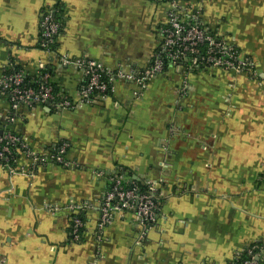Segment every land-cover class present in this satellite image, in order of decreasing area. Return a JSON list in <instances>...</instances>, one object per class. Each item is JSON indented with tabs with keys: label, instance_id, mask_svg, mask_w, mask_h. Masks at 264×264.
<instances>
[{
	"label": "crops",
	"instance_id": "crops-1",
	"mask_svg": "<svg viewBox=\"0 0 264 264\" xmlns=\"http://www.w3.org/2000/svg\"><path fill=\"white\" fill-rule=\"evenodd\" d=\"M185 6L253 61L254 73L171 67L143 91L116 80L112 96L83 109L22 107L13 125L1 117L9 112L1 100V130H15L35 150L66 143L76 167L43 166L31 177L0 165V264H236L264 243V0ZM47 8L62 18L59 55L125 73L151 65L169 10L160 0H0V77L13 66L33 74L43 65L71 100L84 75L39 46ZM119 171L159 185V219L144 234L129 214L98 230ZM78 205L87 209L75 242L70 208Z\"/></svg>",
	"mask_w": 264,
	"mask_h": 264
},
{
	"label": "built area",
	"instance_id": "built-area-1",
	"mask_svg": "<svg viewBox=\"0 0 264 264\" xmlns=\"http://www.w3.org/2000/svg\"><path fill=\"white\" fill-rule=\"evenodd\" d=\"M167 3V24L161 30L163 52L167 53L172 67L185 70L186 73L196 70H221L231 75L248 74L255 71V63L243 57L240 51L232 45L221 41L209 34L206 27H201L200 12L193 13L179 0H160ZM51 9L43 10L40 21L39 46L59 57L64 66L75 67L83 72L84 82L80 87L78 98L71 100L54 93L51 86L50 73L40 65V73L36 83L38 87L31 88L25 83L23 72L2 74L0 77V95L6 96L9 112L1 117L7 124L13 123L21 116V108L26 106H47L56 111L83 109L95 100H103L109 89L113 93L116 80L130 81L141 90L147 89L149 84L165 70L162 55H156L151 65L142 72L125 73L124 71H110L102 64L81 58H70L59 55L57 50H50L57 43L60 24L54 20ZM192 25L187 26V23ZM190 24V23H189ZM207 42L206 48L203 44ZM162 52V53H163ZM200 72V71H199ZM107 76V82L101 80V75ZM109 84L111 87L109 88ZM138 97V94H135ZM69 145L61 143L47 151L31 148L27 139L17 132L4 129L0 132V165L11 175L24 174L31 177L43 166H56L65 169L75 168V164L68 161ZM24 162L26 166H21ZM146 191L140 188L122 173H113L110 177V186L100 206L98 230L102 231L111 224L114 218L131 215L144 234L153 227L159 219L161 203L159 202V185L156 182L143 183ZM87 208L85 205L73 206L71 236L73 241L81 240L85 232V222L82 214ZM144 238V236H142ZM244 252L248 260L237 264H261L264 256V243L255 244Z\"/></svg>",
	"mask_w": 264,
	"mask_h": 264
},
{
	"label": "trees",
	"instance_id": "trees-1",
	"mask_svg": "<svg viewBox=\"0 0 264 264\" xmlns=\"http://www.w3.org/2000/svg\"><path fill=\"white\" fill-rule=\"evenodd\" d=\"M180 2H181V4L183 5H186L188 2H190V0H179ZM47 9H44V11H46ZM54 20L57 22V23H59L60 24V30H59V35H58V37L62 34V32H63V25H62V18H60V17H57V14L54 16ZM190 23V24H189ZM189 23H187V26H190V25H192L191 23H193V22H189ZM201 27H205L203 24H201ZM209 34H211V35H213L210 31H209ZM58 37H57V39H58ZM207 45H208V43L207 42H205L204 44H203V47H202V49L203 48H206L207 47ZM57 48H58V46H57V43L54 45V46H51L49 49L50 50H57ZM43 49V48H42ZM46 51V50H45ZM163 52V47L161 46L160 48H159V50L157 51V53L155 54V56L156 55H162V58H163V62H164V66H165V70L164 71H166L167 69H169V68H171L172 67V65H171V63H170V60L167 58V53H162ZM174 68V67H173ZM46 71L48 72V73H50L51 74V70L50 69H46ZM163 71V72H164ZM199 71H202V70H196L195 72H199ZM17 72H23V74L25 75V83L27 84V86H29V87H31V88H35V87H38V84L36 83V80H37V76H38V74L40 73V70L38 69L35 73H30V72H28V71H26L25 69H23V68H21V67H19V66H13V67H10L7 71H5L4 72V74H7V75H10V74H14V73H17ZM101 80L102 81H105V82H107V76L106 75H104V74H102L101 75ZM108 83V82H107ZM50 84H51V86H53V88H54V93H55V95H57L58 96V99L60 98V97H68V96H66V94H61V93H59L58 92V90L55 88V86L53 85V83L50 81ZM111 87V85L109 84V88ZM108 95H110V96H112L113 95V93L110 91V89H109V92H108ZM7 98H8V95L6 94V96H2V95H0V101L2 100V101H5V102H7ZM69 98V97H68ZM9 130V129H8ZM10 131H13V132H15V130H11L10 129ZM0 132H1V129H0ZM120 173H122L123 174V176H126V174L124 173V171L122 172V171H120ZM127 178H128V176H126ZM137 186H138V188H140V190L142 191V192H145L146 191V188H145V186H144V184L143 183H141V182H135V181H133ZM159 202H160V198H159ZM82 219L84 220V222H85V217H84V213L82 214ZM83 235H84V233H83ZM239 256V259H238V261H237V263H240L241 262V260L242 261H246V260H248L249 259V257L246 255V252H243L242 254H240V255H238ZM236 263V264H237ZM259 263H261V261H259Z\"/></svg>",
	"mask_w": 264,
	"mask_h": 264
},
{
	"label": "water",
	"instance_id": "water-1",
	"mask_svg": "<svg viewBox=\"0 0 264 264\" xmlns=\"http://www.w3.org/2000/svg\"><path fill=\"white\" fill-rule=\"evenodd\" d=\"M53 16H55V14H53ZM260 261V260H259Z\"/></svg>",
	"mask_w": 264,
	"mask_h": 264
}]
</instances>
